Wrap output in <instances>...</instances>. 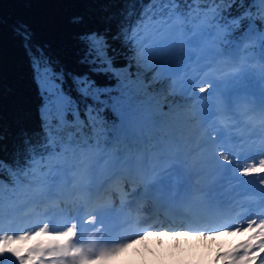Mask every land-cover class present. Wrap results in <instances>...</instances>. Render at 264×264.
Here are the masks:
<instances>
[{
    "label": "trees",
    "instance_id": "16d2710c",
    "mask_svg": "<svg viewBox=\"0 0 264 264\" xmlns=\"http://www.w3.org/2000/svg\"><path fill=\"white\" fill-rule=\"evenodd\" d=\"M237 2L180 0V12L169 13L168 17H157L153 10L146 18L138 19L149 10L151 0H0V157L13 154L24 139L35 140L38 135L41 138L43 135L41 109L44 101L31 61L36 48H42L66 73H85L89 67L82 62L85 54L82 42L84 33L104 35L110 48L115 50L117 60L123 62L125 56L131 59L123 35L129 27H133V32L141 41L139 34L144 27L161 19L176 17L171 27H183V31L190 34H195L192 27L198 21L201 27L218 30L215 38L220 48L231 54L239 49L240 44H244L246 37H242L240 32L228 35V28L222 26L214 14L230 19L229 14L237 11ZM21 21H27L31 26L32 50L14 34L15 24ZM249 45L240 47L239 51L250 49L264 56V43L259 37ZM162 67L161 63L151 72H141L138 82L136 76L131 77V82H125L126 102L116 114L101 109L97 119L91 121L85 114L86 105L97 106L91 100L78 99L79 122L68 114L65 126L57 131V122L52 121L53 127L49 128V133L53 139L48 143L47 150L19 175L8 178L0 174V181H3L0 184V246L13 237H27L26 242H17L15 245L27 249V254L19 260V264H50L42 252L43 245L51 242L45 230L39 232L29 225H22L21 230L12 231L8 224L9 218L13 216V200L23 197L29 185L42 177L48 163L64 165L69 161V156L73 159L76 154H81V158L86 159L88 153L97 154L103 149L113 154H145L147 145V151L159 153L172 148L183 150L184 144L191 143L188 136L197 133L200 127L196 110L183 100L187 94L176 88V76L172 72H164ZM132 71L135 72V66ZM96 79L102 82V78ZM233 81L238 86L243 84L238 79ZM64 87L71 90V81L68 80ZM70 94L76 98L74 91H70ZM143 109H147L151 115L144 117ZM127 117L139 119L142 129H128ZM180 118L186 119L182 128L179 126ZM150 119H158L160 124L151 125L148 123ZM174 130L179 131L176 137L173 136ZM17 179L22 180L21 184ZM4 258L9 261L15 259L14 256ZM56 264L64 263L58 261ZM128 264H138V261L131 260Z\"/></svg>",
    "mask_w": 264,
    "mask_h": 264
},
{
    "label": "snow or ice",
    "instance_id": "6c2138e0",
    "mask_svg": "<svg viewBox=\"0 0 264 264\" xmlns=\"http://www.w3.org/2000/svg\"><path fill=\"white\" fill-rule=\"evenodd\" d=\"M236 9L235 14H229L230 19L214 14L215 18L222 26L228 28V35H234L237 32H240L242 37L255 35L264 43V0H238ZM153 10L157 17H168L169 13L175 14L182 8L180 0H151L149 10L138 19L146 18ZM241 29H243L242 32ZM13 31L17 38L29 50H32L33 33L28 22L16 23ZM123 35L126 37V47L131 52V59L125 56L123 62H120L104 35L97 32L84 33L82 42L85 45V54L82 62L89 67V71L74 75L59 68L42 48H36L33 51L31 57L33 72L44 101L41 109L43 135L42 138L38 135L35 140L24 139L13 154L0 157V174L8 178L19 175L35 162L38 155L47 150L48 143L53 139L49 133V128L53 127L52 121L57 122L55 126L57 131L65 126V118L68 114L79 122L78 99L91 100L97 106L86 105L85 114L91 121L97 119L101 109H108L116 114L118 108L126 102L125 82H131L132 76H136L138 82L141 72H151L163 63L165 57L160 52L163 42L148 45L138 39L133 32V27H129ZM133 66H135V72L132 71ZM96 77L102 78V82H98ZM68 80L71 81V90H66L64 87ZM218 87L217 83L212 84L213 89ZM70 91L76 93V98L70 94ZM199 91L204 92L205 88L201 87ZM258 156H264V149L248 156H241V161H253L251 165L236 162L240 179L246 176L256 179L258 176V182L264 183V160L257 159ZM223 160L228 162L224 165L226 168L234 166L229 159L225 160L223 157ZM2 183L3 181H0V184ZM189 231H199V229L189 227ZM26 240L27 237L24 236L13 237L0 246V264H19V260L27 254V249L15 245L17 242H26ZM10 256H14L15 259L9 261L4 258ZM255 259L264 264V250H261Z\"/></svg>",
    "mask_w": 264,
    "mask_h": 264
},
{
    "label": "rangeland",
    "instance_id": "374dc122",
    "mask_svg": "<svg viewBox=\"0 0 264 264\" xmlns=\"http://www.w3.org/2000/svg\"><path fill=\"white\" fill-rule=\"evenodd\" d=\"M251 42L252 41H247V43L244 45ZM235 60L236 56L230 57L228 60V65L230 63V66H232ZM249 62L255 64V67H258L259 63L262 62L263 69L259 70L258 73L260 77L264 79V58H262L260 54L255 53ZM210 84L211 82H209L208 85ZM218 96L220 98L219 103L222 105V108L215 109V112L218 113L217 121L224 123L219 130L220 133H224L227 136L229 135L228 127H233L236 125L237 115L235 112L247 105H250V108L245 111V116H248L250 113H252V115L249 116L251 121L253 120L254 116H264V104L258 100H250L249 96H253L251 92H240L236 95H233L229 91L221 90L219 91ZM209 99L213 101V98L209 97ZM140 108L142 107L140 106ZM142 114L147 118L151 115V112H149L147 109H143ZM126 123H128L126 125L128 129L135 131L142 129V123L139 119L134 118L133 120L126 121ZM262 125L264 127V123ZM224 143H226V140L223 141V144ZM182 157L183 154L182 156L180 154H168L161 157L158 156L157 159L163 161L165 164L163 166L154 165L153 167H177L183 173L181 180L184 178L193 180L196 175L191 174L190 171L186 169ZM96 158V165L94 164L93 169L96 168L97 171L99 170L97 165H99L101 162L107 166L106 168L120 166L124 163H127L128 165L137 164L140 168L146 169L153 161L152 157L150 159L146 155L140 156L137 154H131L129 157L122 156L120 160H115L112 158L105 161L104 156ZM212 175L211 167H209L206 173L203 175V179L210 181ZM67 176H71L70 167H49L44 177L47 195H49V192L54 188L58 189L57 187L60 185H65V178ZM57 177H59L60 181L57 180ZM196 184L198 187L197 192L203 194L209 193V191L206 192L207 188L211 186L209 182H196ZM128 197L129 196L127 195V199H129ZM129 201L131 202V200H127V202ZM48 226H50V228ZM47 227L48 230L52 229L53 232L56 231L55 226L52 224L47 225ZM148 230H153V228H148ZM157 230L158 231L156 232L158 237H156V234L151 231L148 233V235H146L145 232L137 240L123 244L114 246L99 245L97 241L94 240L90 245L93 246L92 252L95 256V259H104V261L101 262L97 260L98 264H128L131 260H137L138 264H169V262L172 264V261L175 260L176 257H179V260L180 258H188L189 261L186 262L188 264H245L235 258L231 248V237L229 235H227L225 241H221L220 234L216 235L214 238H202L200 235L208 232L205 230L170 231L174 232L172 237L165 233L166 231H162L161 229ZM222 253L224 254L221 256ZM216 256L219 257L215 259Z\"/></svg>",
    "mask_w": 264,
    "mask_h": 264
},
{
    "label": "bare ground",
    "instance_id": "6f19581e",
    "mask_svg": "<svg viewBox=\"0 0 264 264\" xmlns=\"http://www.w3.org/2000/svg\"><path fill=\"white\" fill-rule=\"evenodd\" d=\"M171 172H173V174H174V176H177L178 178L181 176V171L180 170H178V169H175V168H173L172 170H169V173H171ZM4 190V189H3ZM9 193H11V191L9 192ZM9 193L7 194V195H9ZM3 201V200H2ZM1 202V201H0ZM5 207V206H4ZM160 226H162V227H160ZM171 227H167V226H165V225H163V224H156L155 226H153V230H148V228L145 230V232H146V235H148V233H150L151 231L153 232V233H155L156 234V237H158L157 235V232L156 231H158L157 229H161L162 231H166L165 233H167L169 236H173V233L174 232H170V231H176L175 229H170ZM148 231V232H147ZM152 234V233H151ZM218 234H220V236H221V241H225V239H226V237H227V234H225V233H221V232H218L217 230H209L208 232H206V233H203L202 235H200L202 238H204V237H209V238H214L216 235H218ZM220 241V242H221ZM223 254V253H222ZM219 256H216L215 257V259H217Z\"/></svg>",
    "mask_w": 264,
    "mask_h": 264
}]
</instances>
